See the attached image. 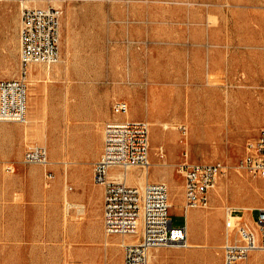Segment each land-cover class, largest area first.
Returning <instances> with one entry per match:
<instances>
[{
    "label": "rangeland",
    "instance_id": "1",
    "mask_svg": "<svg viewBox=\"0 0 264 264\" xmlns=\"http://www.w3.org/2000/svg\"><path fill=\"white\" fill-rule=\"evenodd\" d=\"M44 6L63 12L60 59L34 64L28 76L26 117L43 128L0 121V264L121 261L120 242L131 236L106 235L104 193L89 180L105 125L127 117L115 112L117 100L151 123L152 165L135 185L165 182L178 203L174 225L189 212L196 219L188 247L155 248L150 264H223L226 208L254 209L257 220L264 207V177L238 168L264 127V0H0V79L20 76L23 10ZM34 145L47 147L48 166L24 162ZM186 153L225 166L209 205L188 212L179 170ZM256 253L264 264L259 250L248 264Z\"/></svg>",
    "mask_w": 264,
    "mask_h": 264
},
{
    "label": "built area",
    "instance_id": "2",
    "mask_svg": "<svg viewBox=\"0 0 264 264\" xmlns=\"http://www.w3.org/2000/svg\"><path fill=\"white\" fill-rule=\"evenodd\" d=\"M62 10L56 7H27L23 10L19 30L18 78L0 79V121L24 122L28 110V76L34 64L51 65L60 59ZM116 113H129L125 100L114 103ZM183 128V126L181 127ZM151 123L146 119L114 120L105 125V145L93 165L94 182L104 187L103 217L107 236H136L125 243L121 261H73L64 264H150L151 252L166 246L188 247V222L174 225L169 187L165 182L129 184L125 175L131 167L149 170ZM24 162L48 166L47 147L34 145L24 154ZM238 168L256 177H264V127L260 135L247 144V153ZM184 176L185 210L206 207L210 192L225 171L222 162L191 161L186 153L179 164ZM49 179L54 172H47ZM227 210L223 264H248L256 250L264 253V207L258 208V230ZM187 216V215H186Z\"/></svg>",
    "mask_w": 264,
    "mask_h": 264
},
{
    "label": "bare ground",
    "instance_id": "3",
    "mask_svg": "<svg viewBox=\"0 0 264 264\" xmlns=\"http://www.w3.org/2000/svg\"><path fill=\"white\" fill-rule=\"evenodd\" d=\"M39 66L42 68V64H39ZM45 67H47V66H45ZM32 69V68H31ZM42 70V69H41ZM45 71H46V68H45ZM47 72V71H46ZM210 75V74H209ZM209 79H210V82H211V76H209ZM38 80V79H37ZM37 80H36V78H35V76H34V74L33 73H31L30 74V78H29V82L32 84V85H36V83H37ZM202 90L204 89L205 91L207 90V88L206 87H204V85H202ZM34 97V96H33ZM37 99V98H36ZM29 105V104H28ZM30 106V105H29ZM35 107V106H34ZM32 109V108H31ZM34 109V108H33ZM37 110V109H36ZM40 110V109H39ZM29 111V110H28ZM45 111V110H44ZM211 111V110H210ZM212 112H214V111H211L210 112V115H212ZM35 113V112H34ZM40 114H41V112H40ZM40 114H38V115H40ZM37 117V116H36ZM34 115H32V114H30L29 113V115H28V117H26V127H27V129L29 130V129H34V128H36V129H40L41 128V126L43 125H41L40 126V128H39V124H38V120H37V118H36ZM42 117H40V119H41ZM159 119V118H158ZM170 123V122H169ZM168 122H166V121H161V120H157V122H156V125L157 126H161V124H162V128H164V130H166V129H169L171 126H170V124H169ZM174 123V122H173ZM227 124V123H226ZM42 128H43V126H42ZM37 130V131H38ZM36 131V132H37ZM44 130H42V132H43ZM46 131V130H45ZM223 133V132H222ZM43 135H45V133H43ZM42 135V136H43ZM47 136V135H46ZM184 140V139H183ZM162 145V144H161ZM163 160V159H162ZM51 162V161H50ZM162 163V162H161ZM156 164V163H155ZM158 164H160V163H158ZM169 164V163H168ZM134 167H131V169H129L128 171H125V172H122V173H120V177H122L123 175H125V178H126V180L128 181V182H134V184L135 183H140V184H142L145 180H146V176H147V172H148V170H144V172H143V174L141 175V176H139L138 177V175H135L133 172H134ZM163 172V171H162ZM250 181V180H249ZM253 184H256V185H258V182H253ZM175 193H173V196H172V199H169V203H170V205L171 206H174L176 203H177V201L176 200H174V198H175ZM65 203V202H64ZM63 203V207H64V205H66V204H64ZM178 204V203H177ZM72 205V204H71ZM80 205V204H79ZM78 207V206H77ZM81 207H83V206H81ZM230 207H228V208H226L227 210L229 209ZM84 209V208H83ZM227 213V212H226ZM206 220V219H205ZM188 223H189V228L191 229V227H192V225H193V223H195L196 224V219H195V217H194V215H192L190 212L188 213ZM251 226L253 227V228H255V230H258V226H257V224L256 223H252L251 224ZM190 229H189V231H190ZM130 239H126V238H124L121 242H120V244L121 245H124L125 243H133V242H136V240H135V238L134 239H131V237H129ZM130 240H132L133 242H129ZM104 244H106V243H104ZM192 244V243H191ZM152 256L155 258V256H154V254L151 252V258H152ZM102 259V258H101ZM255 260H256V262H255V264H259V262H258V253H256V256H255Z\"/></svg>",
    "mask_w": 264,
    "mask_h": 264
},
{
    "label": "crops",
    "instance_id": "4",
    "mask_svg": "<svg viewBox=\"0 0 264 264\" xmlns=\"http://www.w3.org/2000/svg\"><path fill=\"white\" fill-rule=\"evenodd\" d=\"M28 104H29V101H28ZM29 106V105H28ZM129 112H130V110H129ZM124 119H137V118H131L130 116H129V113H127V117L126 118H124ZM124 119H120L119 117H118V115H117V117H116V120H124ZM104 145H105V127H104V131H103V134H101V151L102 150H104ZM102 146H103V148H102ZM94 172H92L91 173V175H90V177H89V180H90V182L91 183H93L94 182ZM97 185V190L98 191H100L101 193L103 192L104 193V187L102 186V185H98V184H96ZM83 197L84 198H88V193L87 192H84V194H83ZM171 207H174V206H171ZM253 211H254V209L251 211V212H249L248 214H243L244 216L243 217H245V220H246V223L247 224H252V223H255V221H256V219L255 218H253V217H250L249 215L250 214H253ZM186 221H187V219L185 220V223H186ZM194 225H196L195 223H193V225H192V227L194 226ZM189 223H188V231H189ZM129 236H131L133 239L135 238V240H136V236H133V235H129ZM130 239V238H129ZM258 251V250H257ZM153 252V251H152ZM123 259V257L121 258V260ZM151 261V260H150Z\"/></svg>",
    "mask_w": 264,
    "mask_h": 264
}]
</instances>
